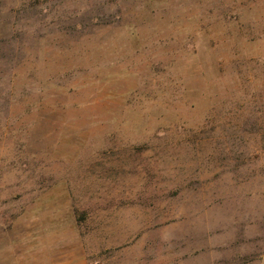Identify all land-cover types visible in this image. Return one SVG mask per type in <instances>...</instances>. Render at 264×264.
<instances>
[{
  "label": "rangeland",
  "instance_id": "rangeland-1",
  "mask_svg": "<svg viewBox=\"0 0 264 264\" xmlns=\"http://www.w3.org/2000/svg\"><path fill=\"white\" fill-rule=\"evenodd\" d=\"M0 264H264V0H0Z\"/></svg>",
  "mask_w": 264,
  "mask_h": 264
}]
</instances>
